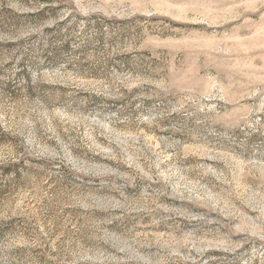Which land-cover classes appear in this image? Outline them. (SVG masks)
I'll return each instance as SVG.
<instances>
[{
    "label": "rangeland",
    "instance_id": "374dc122",
    "mask_svg": "<svg viewBox=\"0 0 264 264\" xmlns=\"http://www.w3.org/2000/svg\"><path fill=\"white\" fill-rule=\"evenodd\" d=\"M0 264H264V0H0Z\"/></svg>",
    "mask_w": 264,
    "mask_h": 264
}]
</instances>
